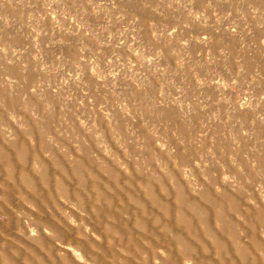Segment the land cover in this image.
I'll list each match as a JSON object with an SVG mask.
<instances>
[{
  "label": "rangeland",
  "instance_id": "374dc122",
  "mask_svg": "<svg viewBox=\"0 0 264 264\" xmlns=\"http://www.w3.org/2000/svg\"><path fill=\"white\" fill-rule=\"evenodd\" d=\"M182 2L183 7H170L173 0H12L0 7V247L18 248V264H60V258L49 259L53 251L57 256L56 247L64 249L58 254L62 260L71 251L85 264L76 249L59 241L55 247L52 233L46 228L40 236L37 227L75 240V230L63 224L80 223L73 213L89 219L85 227L97 244L91 251L107 264L218 261L205 221L236 264H253L241 256L236 241L248 244L254 228L262 243L251 251L264 264V182L249 174L264 177L259 163L264 160V16L242 15L237 0ZM174 27L178 31L169 37ZM154 31L162 34L159 42ZM133 37L138 46L163 52L158 68L141 66L127 45H119ZM94 54L100 60L126 57L135 66L129 75L143 87L118 77L113 93L91 73L87 87H76V64ZM129 98L135 106L120 103ZM81 176L89 183L85 187ZM147 191L163 197L171 212L160 222L153 214L143 217L147 233L136 256L121 240L110 249L118 235L95 228L92 210L85 211L75 198L90 197L92 204L91 197L100 193L114 197L116 209L124 201L128 209L121 221L138 231L130 197H145L151 208ZM180 197L187 198L184 214L178 211ZM190 226L201 241L189 234ZM177 235L199 252L188 256L182 244L172 242ZM112 255L119 258L113 261Z\"/></svg>",
  "mask_w": 264,
  "mask_h": 264
},
{
  "label": "clouds",
  "instance_id": "9594fccd",
  "mask_svg": "<svg viewBox=\"0 0 264 264\" xmlns=\"http://www.w3.org/2000/svg\"><path fill=\"white\" fill-rule=\"evenodd\" d=\"M88 2L91 3L92 0H88ZM192 2L193 0H188L189 4ZM5 3H8L10 5L12 3V0H0V7H3ZM172 4L180 5L182 7L185 6L182 0H173V3H170L169 6L171 7ZM237 4L243 5L244 10H241L242 15L246 14L249 16H254L255 14H260L264 16V11H262L261 7V5H264V2H261V0H259V2H250V0H237ZM226 11H228V9ZM189 15L192 16L194 14L192 12H189ZM195 19L200 20L201 15L195 14ZM177 31V28H172L171 31L168 32V36L174 37ZM152 35L153 39L159 42L162 34L154 31ZM205 39L207 38L205 37ZM119 45H127V50L136 58L137 63H140L141 66L146 63L156 64L157 68L159 67V60L163 56L162 51L151 52L142 46H138L135 37L132 38L131 42H127L125 39H121L119 41ZM85 51L87 50L85 49ZM46 67L47 66H42V70ZM134 67L135 66L131 64V61L127 60V58L123 55H113L112 59H108L107 57H105L104 60H100L98 56L94 54L88 60H84L83 64H76L73 83L76 85V87H81V85L87 87L84 81L87 78L88 73H91V75L96 80L100 81L103 84V87L107 88L110 92L113 93L116 90L118 77H120L121 79H123L124 77L133 79L134 83H136L137 89H140L143 87L142 81L136 82L134 79L135 74H133L132 76L129 75ZM64 83L67 84L68 81L65 80ZM81 90L83 91L82 88ZM120 103H123L125 107H127L128 103H132L133 106H135V102L131 98H129L127 102L120 101ZM248 163H251V161H249ZM259 163L261 168H264V160L259 161ZM249 174L252 176L254 182H264V177H258L251 171L249 172ZM88 210L89 206H85V211ZM73 217L75 221H78L80 223L70 224L67 221H64L63 224H66L69 228L75 230V240L64 241L60 239L57 233L51 227L45 225H37L40 236L41 233L44 234L47 228V230L52 233L51 239L55 242V247L57 242L59 241L63 245L76 249L77 254L83 257L85 264H101L99 255L91 251V245L94 243V241L88 235L87 229L85 227V225L90 224L88 223L89 219L85 216L77 215L76 213H73ZM32 235H35V233H33ZM84 244H88V250L85 249ZM56 248L58 249L57 256L60 252L64 251V249L61 247ZM65 255L69 264H81V262L76 259L71 251L65 252ZM20 259L21 253L18 248H8L7 245L0 247V264H18V261H20ZM25 260H27V258H25ZM60 264H63L61 260ZM165 264H168V262H165Z\"/></svg>",
  "mask_w": 264,
  "mask_h": 264
},
{
  "label": "bare ground",
  "instance_id": "6f19581e",
  "mask_svg": "<svg viewBox=\"0 0 264 264\" xmlns=\"http://www.w3.org/2000/svg\"><path fill=\"white\" fill-rule=\"evenodd\" d=\"M80 172H81V170H80ZM27 180H28V177H27ZM45 180H46V177H45ZM81 181H82L81 185L83 187H85V186H87L89 184L84 179V177H82V176H81ZM149 192L151 194V197H148V199H150V202L152 203V206H153L151 208H149L150 205L146 202V200H145L146 198L145 197H135V198L134 197H130L136 203L135 204V211H134V213L132 215V219L133 220L140 219V222L138 223V226H139L138 231L133 229L132 223H130V222H122L121 221V218H123V214H125L127 212V209H128V206H127V204L124 201H123L124 204L116 209L115 208V198L114 197H110V198L100 197V195H101L100 193H98L99 194V195H97L98 197H94V198L91 197L92 204H91L90 201H88V199L90 197H75V198H78V200L81 201L80 204H79L81 208L85 209V206H89V210H92L90 212H92L93 219L95 220V222H94L95 223V228H98L97 226H101L102 228L106 227L104 229L105 232H107L109 234L113 233V234L118 235V236H116L117 240L115 241L114 245L111 244L112 246L110 247V249H113L112 247L115 246L117 243H119V241L121 240L123 242L122 244L125 245V247L127 249H129L130 253H132L133 255L136 256L137 253H142V249L143 248H142V245H141V241H142L143 237H145V234L147 233V224L143 221V217L145 215L148 216V215L153 214L155 216L154 218H155L156 222H160L163 217H167L168 214L171 212V208L169 207L168 204L165 203V200L163 199V197H156L153 192H151V191H149ZM186 199H187L186 197H180V204H179L180 207H178V211H180L181 214H184L183 209L181 207H182L183 203H185L184 201ZM125 200L128 201L129 199L127 198ZM256 214H258V213L256 212ZM105 218L108 219V220L110 219L109 221H111V223H105V225H104V221H105L104 219ZM217 220H220L224 225H226L222 215L217 214ZM204 224L207 227L206 233L208 235L212 236V238L214 240V243H215V246H216V254L218 256L217 257L218 261H216L212 257H210L211 259L207 257L208 259H210L207 262L210 263V264H236L237 262H234L233 260H228V258H227L228 256L227 255L230 252V250H229L230 248L228 249V247H227L228 245H226V243L223 240V238H221L220 235H218L214 231L215 228L213 229V227L211 225L212 223L209 222V221H205ZM261 224H263V222H261ZM251 226H253V225H250L249 227H251ZM170 227H171L170 225H166L167 230H170ZM253 227H255V226H253ZM224 228L226 229L225 226H224ZM257 233L258 232L255 231L254 228H250L249 235H248V236H250V240H249L248 244L243 243L241 240H239V238H237V241H236V242H238V244H240L239 247L242 249V250H240L241 251L240 252L241 256L244 259H246V260L250 258L252 260L253 264H258L259 260L256 258V256H254L252 254L251 248L252 249L253 248L255 249L256 247L260 248V245L262 243L260 241V238H258L259 235ZM62 234L63 233H61V235ZM189 234H192L193 236L195 235L198 238V240H200V241L203 238V237L199 236L200 233H197V230L195 229V226H190ZM153 235L154 236L157 235L160 240L163 239V237H161V235H158V234H155V233H153ZM173 240H174V241H172L173 243H175V244L179 243V244H182L185 247V252L188 254V256H193L194 254H197L199 252V250H197L198 248L195 247L190 241H188L185 238V236H183V235L182 236L177 235L176 237L173 238ZM95 244H96V242H95ZM95 244H93V245H95ZM86 246L87 245L84 244L85 248H86ZM131 246L134 247V250L130 249ZM207 246H208V244L205 245V243H203L202 247L204 249H202V250L207 251L208 250ZM209 249H210V246H209ZM101 250H105V249L102 248ZM105 251L107 252V250H105ZM105 251L101 252V256H105ZM207 253H209V250H208ZM49 254L52 255V256L49 257V259L51 258V260L56 261V260H58L60 258V260L63 262V264H69L67 259L62 260L61 257L58 258L54 251L52 253H49ZM118 258H119V256H116V255H112L111 256V259L113 261H116ZM99 259H100L101 264H107L104 259L100 258V255H99ZM94 260H95V258H94ZM203 260L205 261V257H204ZM260 261H261V259H260Z\"/></svg>",
  "mask_w": 264,
  "mask_h": 264
}]
</instances>
